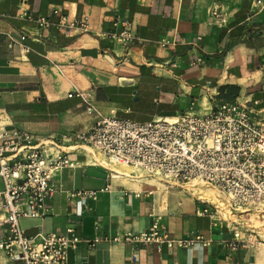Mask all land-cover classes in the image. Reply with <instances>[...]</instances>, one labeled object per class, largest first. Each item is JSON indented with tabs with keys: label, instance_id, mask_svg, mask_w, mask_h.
<instances>
[{
	"label": "crops",
	"instance_id": "obj_1",
	"mask_svg": "<svg viewBox=\"0 0 264 264\" xmlns=\"http://www.w3.org/2000/svg\"><path fill=\"white\" fill-rule=\"evenodd\" d=\"M18 9L87 15L88 30L40 27ZM117 20L133 42L109 36L123 30ZM4 32H23L29 52L9 47ZM73 89L83 97H68ZM87 102L103 116L135 121L205 115L239 102L264 120V0H0V125L61 138L72 162L53 176L47 213L20 218L24 232L71 229L80 242L65 264H264V248L228 244L229 221L196 212L209 204L193 189L140 177L133 167L128 174L103 169L87 144L67 139L94 124ZM83 191L95 198L75 194ZM155 219L171 246L122 240L148 232ZM198 234L201 241L181 244ZM113 237L121 240L107 241ZM0 264L20 263L0 250Z\"/></svg>",
	"mask_w": 264,
	"mask_h": 264
},
{
	"label": "built area",
	"instance_id": "obj_2",
	"mask_svg": "<svg viewBox=\"0 0 264 264\" xmlns=\"http://www.w3.org/2000/svg\"><path fill=\"white\" fill-rule=\"evenodd\" d=\"M213 12L218 16L215 9ZM17 14L40 27L88 30L87 15L77 17L59 9H52L48 16H32L20 9ZM118 22L123 30L109 36L123 45L133 42L125 21L117 20L115 24ZM4 34L9 47L29 52L23 32ZM73 94L83 97L76 89L68 97ZM86 111L96 115L92 127L87 132H74L67 139L87 144L91 154L99 156L96 165L106 170L112 165H129L140 177H153L181 188L202 183L213 186L225 197L227 209L197 197L209 208L196 212L229 221L233 227L229 245L264 248V229L254 225L251 218L253 215L264 221V120L251 107L222 102L205 115L181 113L149 121L103 116L89 102ZM61 140L0 125V225H5L0 250L20 264H65L68 251L80 242L79 237L67 234L71 229L60 234L38 231L30 236L19 223L22 217L39 218L47 213V200L56 191L54 174L64 166H72ZM75 194L95 198L94 191ZM202 238L198 234L181 244L186 246ZM98 240L100 237L94 242ZM119 240L107 238L110 242ZM122 240L136 244L165 242L168 246L174 243L158 219L148 232L127 233Z\"/></svg>",
	"mask_w": 264,
	"mask_h": 264
},
{
	"label": "bare ground",
	"instance_id": "obj_3",
	"mask_svg": "<svg viewBox=\"0 0 264 264\" xmlns=\"http://www.w3.org/2000/svg\"><path fill=\"white\" fill-rule=\"evenodd\" d=\"M90 149V148H89ZM93 156H95V159H98V155L97 154H92ZM129 166V165H127ZM131 167V166H129ZM132 168V167H131ZM130 168V169H131ZM115 171L117 172H122L125 174H128L129 171H124V170H120L119 168L115 167L113 168ZM133 169V168H132ZM204 186H195L193 187V191L195 193H197L199 196L205 198L208 201H211L215 204H217L220 207H224L226 208L225 202H224V196L223 194H221L216 188H214L213 186H210L208 184L203 183ZM255 222V221H254ZM257 222V221H256Z\"/></svg>",
	"mask_w": 264,
	"mask_h": 264
},
{
	"label": "rangeland",
	"instance_id": "obj_4",
	"mask_svg": "<svg viewBox=\"0 0 264 264\" xmlns=\"http://www.w3.org/2000/svg\"><path fill=\"white\" fill-rule=\"evenodd\" d=\"M112 168H119L120 170H124V171H129L131 167L125 165V164H117V165H112L111 166ZM195 186H204L203 183L202 184H197ZM195 186H190V185H187L186 188L189 189V190H192L193 187ZM192 192V191H191ZM224 202H225V197H224ZM226 205V204H225ZM227 209V207L225 208ZM234 217V216H232ZM251 218H252V223L254 225H262L261 227H259V229H264V221H261L259 219H257L256 217H254L253 215H251ZM255 221V222H254ZM257 221V222H256Z\"/></svg>",
	"mask_w": 264,
	"mask_h": 264
}]
</instances>
